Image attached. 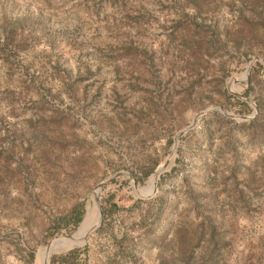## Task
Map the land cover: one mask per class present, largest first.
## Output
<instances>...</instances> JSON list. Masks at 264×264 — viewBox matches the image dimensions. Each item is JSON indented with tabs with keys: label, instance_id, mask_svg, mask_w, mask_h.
Wrapping results in <instances>:
<instances>
[{
	"label": "rangeland",
	"instance_id": "obj_1",
	"mask_svg": "<svg viewBox=\"0 0 264 264\" xmlns=\"http://www.w3.org/2000/svg\"><path fill=\"white\" fill-rule=\"evenodd\" d=\"M262 59L264 0H0V264L93 203L44 264H264Z\"/></svg>",
	"mask_w": 264,
	"mask_h": 264
},
{
	"label": "bare ground",
	"instance_id": "obj_2",
	"mask_svg": "<svg viewBox=\"0 0 264 264\" xmlns=\"http://www.w3.org/2000/svg\"><path fill=\"white\" fill-rule=\"evenodd\" d=\"M232 83L234 84V80ZM158 177V174L153 175L145 187L138 189V193L141 195L147 194L152 188H154ZM99 208L100 207L96 203L88 205L86 216L74 235L72 234L69 240L54 242L46 250L40 251L38 254V260L44 264L47 262V254L50 252L85 244L89 240L92 231H95L100 225L101 214Z\"/></svg>",
	"mask_w": 264,
	"mask_h": 264
},
{
	"label": "trees",
	"instance_id": "obj_3",
	"mask_svg": "<svg viewBox=\"0 0 264 264\" xmlns=\"http://www.w3.org/2000/svg\"><path fill=\"white\" fill-rule=\"evenodd\" d=\"M254 121H257L255 119ZM253 121V122H254ZM135 202H139L136 200ZM114 207L117 208L119 205L117 203H113ZM85 209L82 206L77 207L70 217L64 218L59 223V226L55 231H60L62 229L74 230L78 227L80 222L84 217ZM86 247H75L70 249L69 251L56 255L53 258V264H87L86 263Z\"/></svg>",
	"mask_w": 264,
	"mask_h": 264
},
{
	"label": "water",
	"instance_id": "obj_4",
	"mask_svg": "<svg viewBox=\"0 0 264 264\" xmlns=\"http://www.w3.org/2000/svg\"><path fill=\"white\" fill-rule=\"evenodd\" d=\"M262 60L264 61V59H262ZM253 62H254V61H253ZM253 62L249 65L247 71H249V69H250L251 65L253 64ZM215 110H220V111H222V112H224V113H227V111H226L224 108H222L221 106H213V107H210V108H208V109H206V110L200 112L198 115H196V117L194 118L193 122H192L188 127H186L185 129H183L182 131H180V132L178 133V135L176 136V139H175V145H174V146H175V147L177 146L178 140H179V138H180L182 135H184V134L187 133L189 130H191V129L194 128V126L196 125V123H197V121H198V119H199L200 117H202V116H204V115H206V114H209V113H211L212 111H215ZM168 163H169V160H167L166 163H165L162 167H160V168L157 170V172H156L155 174L160 175V173L165 169V167L168 165ZM124 174L128 175L129 177H131L128 173H124ZM115 176H117V175H115ZM115 176H113V177H115ZM113 177L107 179V181H108V180H111ZM100 186H101V185H100ZM99 207H100V214H101V221H102L104 213H103V209H102L100 203H99ZM100 224H101V222H100Z\"/></svg>",
	"mask_w": 264,
	"mask_h": 264
}]
</instances>
